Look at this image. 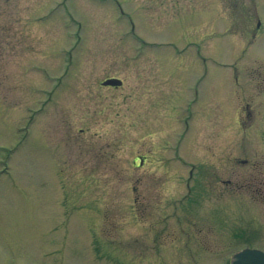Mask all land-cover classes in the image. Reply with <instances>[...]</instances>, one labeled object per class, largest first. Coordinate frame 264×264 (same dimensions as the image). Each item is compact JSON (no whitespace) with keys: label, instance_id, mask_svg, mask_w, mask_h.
<instances>
[{"label":"rangeland","instance_id":"obj_1","mask_svg":"<svg viewBox=\"0 0 264 264\" xmlns=\"http://www.w3.org/2000/svg\"><path fill=\"white\" fill-rule=\"evenodd\" d=\"M262 194L264 0H0V264H222L264 250Z\"/></svg>","mask_w":264,"mask_h":264},{"label":"flooded vegetation","instance_id":"obj_2","mask_svg":"<svg viewBox=\"0 0 264 264\" xmlns=\"http://www.w3.org/2000/svg\"><path fill=\"white\" fill-rule=\"evenodd\" d=\"M179 82H182L181 81V79L179 80ZM106 87H108V86H106ZM183 88V89H182ZM172 92V96L171 97H173L174 98V100H176V99H180L181 97V95H182V93H185L186 94V100H185V102L187 101V99L190 97V93H189V90L187 89V86H173V90L171 91ZM176 92H178V94L176 95V96H173L174 94H176ZM184 104V103H183ZM173 105H174V103H173ZM171 110H174V106H172V108H171ZM178 111H179V109L177 110V113H178ZM234 111V112H233ZM171 112V115H172V111H170ZM177 113H175V116H174V118H171V115H170V119H169V124H172V120H177V118H178V115H177ZM193 115H194V112H192V111H190V116L188 117V119H192L193 118ZM243 116H246V118L247 119H251L254 115H253V110H252V106H251V103L250 102H247V101H245V102H241V104H239L237 107H234V109L232 110V118H236L239 122L241 121V119H242V117ZM166 123H167V126H168V121H166ZM173 129V128H172ZM198 130H196L195 131V134H193V135H196V137H198L199 136V134H200V136H201V139H200V142H198L199 143V146H198V148H199V152L201 153V156H202V154H203V152H202V149H204V146L206 145V141L208 140L207 139V133L206 132H201V133H198L197 132ZM206 150H207V146H206ZM146 155H144V156H141V155H139V158H138V160H139V164H137L136 166H139V167H143L144 166V164H145V160H146ZM244 162L246 161V160H243ZM133 162H135V160H133ZM202 167V166H201ZM205 167V166H204ZM203 167V168H204ZM209 167H207V169H208ZM203 172H206V168H204L203 169ZM252 177H249V175L247 176V175H244V174H242L241 173V171H236L235 172V174H234V178H236V180L233 182L232 180H230V179H222V178H220V177H218V176H216L215 178H216V180L215 181H213V182H207V183H205V186H206V188L207 189H209V191L212 189H214V190H216V189H218V191H219V195H217V198L218 199H222V198H220V195H222V194H224L225 193V187L224 188H220V185L221 184H224V185H227V186H229V185H231V186H234L237 190H241L242 188H245L246 190H250L251 189V187H253V185H254V180L253 179H255L254 177H253V175H251ZM237 178L239 179V180H237ZM216 188V189H215ZM211 190V191H212ZM213 190V191H214ZM232 190V189H231ZM253 191H254V193L255 192H258V187L256 188H254L253 189ZM260 192V191H259ZM262 196H264L263 194H262ZM254 195H252V199H254ZM263 198V197H262ZM194 201V200H193ZM192 203L193 202H191V205H192ZM197 231H199V232H193V234L196 236V237H198V236H203L204 235V232H200L201 231V229H199V230H197ZM192 239V238H191ZM198 243V242H197ZM199 244V243H198ZM202 248H205L203 245H200Z\"/></svg>","mask_w":264,"mask_h":264},{"label":"water","instance_id":"obj_3","mask_svg":"<svg viewBox=\"0 0 264 264\" xmlns=\"http://www.w3.org/2000/svg\"><path fill=\"white\" fill-rule=\"evenodd\" d=\"M121 81L116 78L106 79L103 84L119 85ZM230 264H264V252L256 249H243L235 253Z\"/></svg>","mask_w":264,"mask_h":264}]
</instances>
